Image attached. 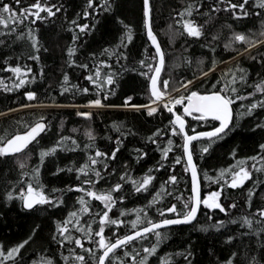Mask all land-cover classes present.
Masks as SVG:
<instances>
[{
	"label": "trees",
	"instance_id": "16d2710c",
	"mask_svg": "<svg viewBox=\"0 0 264 264\" xmlns=\"http://www.w3.org/2000/svg\"><path fill=\"white\" fill-rule=\"evenodd\" d=\"M34 2L20 0L17 5L15 0H0V7L9 4L19 10ZM41 2L55 6L54 12L56 8L60 11L52 17L41 13L47 18L35 23H32L35 18L29 16L21 23H10L9 28L0 26L3 33L0 80L4 81L0 85V137L24 133L37 122L47 126L24 152L0 157V251L6 253L28 241L14 259L4 264H47L48 261L81 264L75 259L77 255L85 257L84 264H95L94 257L74 241L80 239L85 249L93 250L96 257L100 255L96 243L99 237L94 233L99 230L98 213L105 209L101 201L75 189L101 194L108 193L116 184L122 185L120 191L111 193L116 203L109 216L123 224L105 226L104 235L110 240L133 231L131 222L138 214L144 221L140 228L148 220L175 217L173 213L165 212L163 216L160 213L173 205L183 213L187 211L184 204H190V179L182 153V137L173 135V113L163 105L158 104L152 115L144 108H125L129 97L128 106L153 102L148 77L152 72L150 67L155 64V54L145 36L142 0H93L91 8L88 0ZM241 2L231 0V3ZM150 7L152 28L164 52L159 85L167 72H171L175 78L171 76V86L175 80L180 84L191 81L189 92L206 93L228 85L227 94L234 99L248 98L236 99L233 120L225 134L192 144L203 195L218 191L219 203L225 211L202 206L193 223L157 230L161 234L159 242L154 233H149L146 238L118 249L115 255L123 264H134L132 257L139 264L147 255L143 249L156 246L147 264H228L230 260L232 264H264V217L260 215L264 210V150L260 148L264 144V127H258L264 125V108L248 114L250 104L264 100V93L255 87L264 82V43H259L264 41L261 35L264 9L256 7L255 0H249L245 8L250 15L239 14L236 18L233 11L224 10L229 7V0H150ZM189 7L192 15L181 17L179 14ZM184 20L202 26V35L188 36L183 28ZM83 25L88 28L81 32L79 26ZM29 30L38 38L39 52L31 46ZM238 33L245 35L249 43H234V35ZM129 34L131 40L127 38ZM74 36L78 37L75 41ZM253 43L258 44L236 56ZM69 48L75 49L71 57ZM34 55L39 59L29 58ZM16 66L21 67V76L27 81L19 88L15 87L19 83L17 75L7 70ZM212 68L214 71L210 72ZM27 69L31 71L25 75ZM108 76L113 78L111 85L106 83ZM233 87L237 90L235 94L231 92ZM85 88L87 93L83 92ZM29 92L35 94L34 100L27 99ZM96 99L105 106L77 108ZM175 111L181 114V107H175ZM83 112L90 113V118L78 115ZM217 125L210 119L189 118L186 130L193 133ZM205 147L207 152L202 151ZM52 148L56 152L41 162L40 152ZM116 148L119 151L115 159H110ZM97 151L107 155L96 157ZM89 157L98 162L92 165ZM177 157L180 163H176ZM21 162L25 164L23 169L19 167ZM81 168L87 175L80 172ZM241 168L251 178L240 187L228 186L232 174ZM222 170L224 177L218 179ZM96 172L100 173L99 177ZM147 175L153 177L151 184L146 191L136 192L138 183L133 182H141ZM122 176L125 179L121 180ZM172 176L176 177L175 183L169 182ZM29 183L37 188L42 186L55 206L44 204L25 210L19 197ZM9 193L13 196L11 200ZM157 193L161 195L157 197ZM81 197L88 201V213L81 211ZM72 212L77 216H70ZM245 218L251 220V227L244 223ZM68 220L69 231L61 234L57 225ZM89 225L90 236L77 230L87 229ZM125 251L130 255L125 257Z\"/></svg>",
	"mask_w": 264,
	"mask_h": 264
},
{
	"label": "snow or ice",
	"instance_id": "6c2138e0",
	"mask_svg": "<svg viewBox=\"0 0 264 264\" xmlns=\"http://www.w3.org/2000/svg\"><path fill=\"white\" fill-rule=\"evenodd\" d=\"M16 4L19 5L20 0H15ZM249 3V0H242L241 3H231V0H229V7L227 11H233V15L236 18H239V14H242L243 16H248L250 13L246 10L245 5ZM93 6V0H88V7L91 8ZM53 7L55 6H48L41 2V0H35L33 4H31L27 8L23 9H14L9 4H3L2 7H0V26H3L4 28H9L10 23L11 24H18L21 23L23 20H26L29 18V16L34 17L35 19L32 20V23H35L37 20H44L47 17H52L56 14V12L60 11L59 8H56V12L53 11ZM256 7L264 9V0H256ZM218 9H213V11H216ZM235 10H239L238 13ZM41 13H46L47 17L41 16ZM258 14V13H257ZM181 17H184L185 15L191 16L192 15V9L191 7L187 8L184 12L179 14ZM144 16H145V27L147 29V36L149 40L152 42V44L155 46V52L156 55L159 57V66L155 67L154 69L150 67V71H153L155 74L148 77L151 82V96L154 98L153 103L163 101L167 95L166 90L168 88V81L162 82V89L158 87V78L159 74L161 72L162 66L164 64V54L161 51L160 45L157 42V38L152 32L151 29V22H150V6H149V0H144ZM75 23V21H73ZM80 31L84 32L88 25L79 26ZM183 28L184 31L187 33L190 37L199 38L202 35V26L197 25L195 21L193 20H184L183 21ZM11 31H15V28H11ZM130 33V29H129ZM0 35H3V33H0ZM261 35H264V32L261 33ZM18 38H23V36H20ZM28 38L31 40V46L36 51L39 52V41L38 38L33 34L32 30H29L28 32ZM128 40H131V35H128ZM78 39V37L74 36L73 40L75 41ZM235 41L241 42V43H249L248 38L243 34H235L234 36ZM259 43H264V41H260ZM251 47H255V44H251ZM225 47H229V45H226ZM107 51V50H105ZM75 52L74 48L68 49V56L71 57ZM30 59L38 60L39 56L34 55L30 56ZM143 64V61L141 62ZM87 67V66H84ZM7 70L11 71L12 73H15L17 75V79L19 80V83L15 85V87L19 88L27 81L22 78L21 72L22 69L20 66L16 67H10ZM31 69H27L24 73L25 75L27 73H30ZM209 71H214V68L209 69ZM145 75H147L145 73ZM203 75H208V73H203ZM96 76L99 77L100 73L99 71L96 72ZM65 82H67V76H65ZM87 79L89 81H95L93 80L92 76H88ZM243 79V77H241ZM106 83L108 85H111L113 83V78L111 76L107 77ZM191 81H187L184 84H182V87L187 90L188 86L191 84ZM232 83H235V77L233 78ZM4 81L0 80V85H3ZM215 87V85L213 86ZM256 90L258 92L264 93V82L262 84H257ZM227 88L228 85H225L223 88H221L218 91H212L208 94H200L199 92L192 91L187 96L180 95L178 98L174 99H168L166 103H164V107L169 111L173 112V108L175 105H183V113L186 116H192L193 119L196 120H208L211 119L213 121H218L219 124L217 127H215L212 131L209 132H201L196 133L195 135H188L185 131V120L182 115L174 114L175 119L171 121L174 127L173 129V135H182L184 144L182 145L183 150L187 156V168L191 170L192 175V197L190 198V204L186 202L184 204V208L187 210L183 213H180L177 211L175 205L169 207L165 211H162L160 215H165V212L167 213H173L176 215L175 219H164L162 222L154 223L151 220L147 221V225L140 228L139 225L143 224L144 221L141 219L139 214L137 215L136 220L131 222V228L135 231L131 234L124 235L123 237L117 236L114 240H110L105 237V226L106 225H116L119 226L123 224V221H118L117 219H111L109 216V213L111 212L112 208L114 207L116 201L111 194L112 192H118L120 191L122 185L116 184L108 193H101L98 194L97 192L86 190L83 188H77L76 191H83L88 197H91L92 199L101 201L104 206V211L102 213H98L100 219H99V230L96 231L94 234L96 237H99V239L96 241L98 245V249L100 250L101 254L96 257L95 253L91 249H85L83 243L80 239H76L74 242L77 246H79L84 251L88 252L92 257L95 259V264H115L116 261H120V264H123V261L120 257L116 256L115 253L118 249H124L126 246H128L132 241L137 239L146 238L147 234L154 233L157 237V241L159 242L160 239V232L157 231V229H160L161 227L167 226V225H178V224H190L193 220L196 219L197 212L201 205L208 209H219L221 212H224L225 209L222 207V205L218 202V198L220 196L219 192H213L210 193L206 198L201 199L199 187H198V177H197V170L196 166L193 163L192 159V152L190 151V145L193 141L199 140L201 138H220L221 134H225L226 130H229V125L231 124L233 120V108L232 105L236 102V99H247L248 97H236V99L233 98V96H230L227 94ZM67 91V89H65ZM179 91V89H177ZM236 89L233 87L231 88V92L233 94L236 93ZM83 92L87 93L88 89H83ZM27 99L29 101L35 99L34 93H26ZM105 99H107V96H105ZM131 98L129 97L128 100L125 101V106L129 105V101ZM171 105V106H170ZM88 106H95V107H104L105 105L102 104L100 99H96L95 101H92L90 105ZM132 107L139 108L140 106L133 105ZM148 107V106H144ZM256 108H264V100L256 101L255 103H252L248 107V114H251L253 110ZM156 108H149V115H152L156 112ZM196 115H193V114ZM78 115L83 116L85 118H90V113H78ZM46 125L43 122H37L33 126H30L28 131H26L23 134H16L11 136L10 138L7 137H0V157H6V156H17L19 153L24 152L29 144L36 141L37 137L46 130ZM258 127H264V125H258ZM194 131V130H193ZM89 137L92 138L91 133H88ZM171 143V141H169ZM261 150H264V144L260 145ZM56 148H52L48 151H41L40 152V160L43 162L44 158L54 154L56 152ZM119 151V148H116L112 154L110 159H115L116 152ZM168 151L170 149L166 150L164 152V157H167ZM202 151L207 152L208 148L205 147L202 149ZM106 153H102L100 151H97L95 153L96 157H103L106 156ZM91 164L95 165L98 161L92 157H89ZM252 159H256L255 157H252ZM176 163H180V158L177 157ZM239 163L243 164V161H240ZM19 167L23 169L25 167L24 163H20ZM87 167V166H85ZM36 174L38 175V169L34 170ZM151 171V170H150ZM81 173L85 172L84 168L80 169ZM224 171H221L220 177L218 179H222L224 177ZM26 175V174H25ZM96 176H100L99 172L95 173ZM251 178V174L244 168H241L238 172H235L232 174L231 182L228 186L232 188L240 187L243 185V183ZM125 179V177H121V180ZM153 180V177L151 175L145 176L141 182H133L134 184L138 183V186H136L135 191H146L148 186L151 184ZM169 182L175 183L176 177L172 176L169 179ZM85 183L92 184L93 181H85ZM227 183V181H226ZM163 186L161 188V192H163ZM251 192L249 195L251 196ZM157 197L161 195V193L156 194ZM23 202V207L25 209H32L37 205H44V204H53L54 202L43 192L42 186L40 188L34 187L33 184L29 183L27 184L26 190L24 192H21L19 197ZM8 199H13V196L11 193L8 194ZM79 203L82 206L81 211L84 213H88L90 211L88 205V201H86L83 197L79 199ZM191 205V206H190ZM232 207H235V205H232ZM123 215V213H121ZM260 215L264 217V210L260 211ZM72 217H76L77 213L72 212L70 214ZM71 223L70 220L65 221L63 225H57V230L61 233H67L69 231L67 225ZM235 223V221H233ZM244 223L248 225V227H251V220H248L247 218L244 219ZM78 231L85 232L86 235L92 234V228L89 225L87 229H77ZM115 235V234H114ZM55 238V237H54ZM65 239H69V237H65ZM28 241H24L17 247L12 248L11 250L7 251L6 253L4 251H0V264H4L5 261L14 259V255L19 253L20 249L24 247L25 244H27ZM143 252L147 255L142 257L139 261V264H147L148 256H151L156 252V246H153L151 248H144ZM139 253H137L138 255ZM130 254L128 252H124V256L127 257ZM75 259L81 264H84L85 257L83 255H77L75 256ZM134 264H135V257H132ZM47 264H51V261H48ZM228 264H232L231 260L228 262Z\"/></svg>",
	"mask_w": 264,
	"mask_h": 264
},
{
	"label": "water",
	"instance_id": "95a60500",
	"mask_svg": "<svg viewBox=\"0 0 264 264\" xmlns=\"http://www.w3.org/2000/svg\"><path fill=\"white\" fill-rule=\"evenodd\" d=\"M256 1V0H255ZM142 5H143V16H144V0H142ZM149 6H150V0H149ZM150 22H151V7H150ZM144 29H145V35H146V39L148 40V42H149V45L151 46V48L153 49V51H154V53H155V64H154V67H153V69L155 68V67H158L159 66V57L156 55V52H155V46L152 44V42L149 40V38H148V36H147V29H146V27H145V16H144ZM151 29H152V32L154 33V35L156 36V34H155V32L153 31V28H152V24H151ZM156 38H157V36H156ZM157 42L159 43V45H160V42H159V40H158V38H157ZM160 48H161V51L163 52V49H162V47H161V45H160ZM163 54H164V52H163ZM163 68H164V64H163V66H162V69H161V72H160V74H159V78H158V87H160V85H159V82H160V78H161V74H162V72H163ZM155 73L152 71L151 72V74H150V76H152V75H154ZM150 88H151V82H150V80H148V90H149V93H150V96H151V92H150ZM193 91H195V90H193ZM192 92V91H191ZM196 92H198V91H196ZM200 93V92H199ZM208 93H210V92H206V93H200V94H208ZM189 94V93H188ZM187 94V95H188ZM187 95H184V96H187ZM179 96H175L174 98H178ZM151 98L152 99H154L152 96H151ZM173 98V99H174ZM169 98L166 96L165 97V99L163 100V101H160V102H158V103H162V104H164V103H166L167 102V100H168ZM232 108H233V105H232ZM181 112H182V116H183V118H184V120H185V131H186V133L188 134V135H195L196 133H201V132H209V131H212L214 128H212V129H208V130H202V131H197V132H193V133H188L187 132V130H186V124H187V121H186V118H193L192 116H186V115H184V113H183V106H182V109H181ZM172 113H175V114H178V113H176L174 110H173V112ZM178 115H180V114H178ZM193 115H196L195 113L193 114ZM233 115H234V111H233ZM175 119V116H174V114H173V117H172V121ZM218 122V121H217ZM232 123V122H231ZM218 124H219V122H218ZM231 125V124H230ZM230 125H229V127H230ZM218 126V125H217ZM216 126V127H217ZM174 127H176L175 125H174ZM25 133V132H24ZM20 134H23V133H20ZM181 137H182V135H181ZM206 139H208V138H201V139H199V140H196V141H200V140H206ZM196 141H193L192 143H191V145L189 146L190 147V151L192 152V144L194 143V142H196ZM184 144V140H183V137H182V145ZM182 152H183V156H184V159H185V163H186V165H187V156H186V154H185V152H184V150H183V147H182ZM192 159H193V163L195 164V166H196V170H197V177H198V187H199V192H200V197H201V199H202V190H201V180H200V176H199V171H198V168H197V165H196V163H195V159H194V155H193V152H192ZM188 174H189V179H190V190H191V197H192V187H193V182H192V175H191V170L190 169H188ZM21 202H22V200H21ZM22 206H23V202H22ZM191 206V205H190ZM202 206V205H201ZM201 206H200V208H201ZM36 207V206H35ZM24 208V207H23ZM200 208H199V210H198V212H197V215H196V217L198 216V213H199V211H200ZM25 209V208H24ZM33 209V208H32ZM25 210H29V209H25ZM31 210V209H30ZM176 217H172V218H167V219H175ZM164 219H162V220H160V221H156V222H154V223H157V222H162ZM195 220H193L191 223H193ZM190 223V224H191ZM178 225H187V224H178ZM170 226H177V225H167V226H164V227H161L160 229H163V228H167V227H170ZM157 230H159V229H157ZM134 232V231H133ZM132 233V232H131ZM131 233H129V234H131ZM101 254V253H100Z\"/></svg>",
	"mask_w": 264,
	"mask_h": 264
},
{
	"label": "rangeland",
	"instance_id": "374dc122",
	"mask_svg": "<svg viewBox=\"0 0 264 264\" xmlns=\"http://www.w3.org/2000/svg\"><path fill=\"white\" fill-rule=\"evenodd\" d=\"M239 34V33H238ZM235 36V35H234ZM234 40V43L235 42H237V41H235V39H233ZM253 44H255V43H253ZM258 43H256L255 45H257ZM253 47H251L250 45L247 47V48H245L243 51H241L240 53H238L236 56H239V55H241V54H245V53H247V52H249L251 49H252ZM223 66V64H221V65H219V67L218 68H220V67H222ZM173 77V79H175L174 78V75L171 73V72H167V75L163 78V80L161 81V89H162V82L163 81H168V87L170 86L171 88L169 89V90H167L166 91V93H167V96H170V97H174V96H180V95H187L188 93H189V88H190V85L188 86V89L187 90H185L183 87H182V84H184V82L183 83H181L180 84V82H178L179 80H175V83H174V86H171L170 85V81L171 80H173L172 79V77ZM177 89H179V91H177ZM163 90V89H162ZM157 105H158V103H153V102H151V103H149V104H147V105H144V106H148V107H144V106H140L139 108H144V109H146L147 111H149V108H156L157 107ZM133 106V105H132ZM132 106H126L125 108H131V109H139V108H136V107H132ZM95 106H88V105H86V106H77V108H87V109H93ZM83 113H86V112H83ZM213 192H218V191H215V190H212V191H210V192H207L206 193V196H208L210 193H213ZM218 202H219V198H218Z\"/></svg>",
	"mask_w": 264,
	"mask_h": 264
},
{
	"label": "bare ground",
	"instance_id": "6f19581e",
	"mask_svg": "<svg viewBox=\"0 0 264 264\" xmlns=\"http://www.w3.org/2000/svg\"><path fill=\"white\" fill-rule=\"evenodd\" d=\"M146 36V35H145ZM148 41V40H147ZM149 43V42H148ZM151 47V46H150ZM155 54V53H154ZM201 93V92H200ZM203 93V92H202ZM167 96V95H166ZM169 99H173L174 97H170V96H167ZM153 100V99H152ZM156 103H158V102H156ZM158 104H161V105H163L164 106V104H162V103H158ZM171 106V105H170ZM177 106H180L181 107V109H182V106L183 105H175L174 106V108H173V110L175 111V107H177ZM176 112V111H175ZM180 115H182V112H181V114ZM187 119H189V118H186V121H187ZM193 119V118H192ZM211 120V119H210ZM217 122V121H216ZM218 123V122H217ZM187 125V124H186ZM174 126V125H173ZM197 142V141H196ZM183 153V152H182ZM184 157V156H183ZM195 159V158H194ZM185 160V159H184ZM196 163V162H195ZM200 176V175H199ZM201 180V179H200ZM201 190H202V186H201ZM204 198H206V196H204L203 195V192H202V199H204ZM203 206V205H202ZM201 206V207H202ZM201 209V208H200ZM176 217V216H175ZM170 218H172V217H170ZM197 218V217H196ZM167 219V218H166ZM162 220V219H161ZM196 220V219H195ZM158 221H160V220H158ZM156 222V221H155ZM146 226V225H145ZM144 227V226H143ZM170 227H172V226H170ZM142 228V227H141ZM160 230V229H159ZM133 231H135V230H133ZM133 231H131V232H133ZM131 232H129V233H131ZM128 233V234H129ZM127 235V234H126ZM123 237V236H122Z\"/></svg>",
	"mask_w": 264,
	"mask_h": 264
}]
</instances>
